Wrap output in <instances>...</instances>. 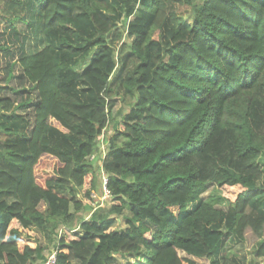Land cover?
Returning <instances> with one entry per match:
<instances>
[{
  "label": "trees",
  "instance_id": "trees-1",
  "mask_svg": "<svg viewBox=\"0 0 264 264\" xmlns=\"http://www.w3.org/2000/svg\"><path fill=\"white\" fill-rule=\"evenodd\" d=\"M171 1L4 4L6 80L28 87L0 85V264H45L31 230L57 264H257L229 247L249 231L264 263V0H184L191 19ZM116 87L133 104L103 160L110 206L81 217Z\"/></svg>",
  "mask_w": 264,
  "mask_h": 264
},
{
  "label": "rangeland",
  "instance_id": "rangeland-1",
  "mask_svg": "<svg viewBox=\"0 0 264 264\" xmlns=\"http://www.w3.org/2000/svg\"><path fill=\"white\" fill-rule=\"evenodd\" d=\"M8 0H0V46L1 45H7L9 47L8 51H5L3 49H0V85L1 86H10L14 87L17 89H21L22 87H25V84H20L17 80H13L12 82H7L6 74H7V69H8V64L10 62L16 61L17 58L19 57L18 53V48L20 46L21 41L16 40L14 36L10 34V28L8 27V22L6 21L5 18H2L1 15H5L3 9H4V4ZM173 5L175 6V10L180 13V15H183L186 18L191 19V10L188 8V6L184 3V0H172ZM131 18H123V20L120 23V26L123 28H127L129 23H130ZM24 28L20 22L16 23V29L19 33H22L24 35ZM127 40V38H126ZM14 56H10L11 54ZM10 54V55H9ZM87 64H84L86 66ZM18 70H15L16 75L18 74ZM26 86L25 88H27ZM116 92L114 93L113 97L110 98V103L112 104V109H111V117L112 120L108 124V126L104 129L103 133L98 136L96 143H97V152L90 158L91 159V164L93 165L95 171H96V176H97V188L91 193V199L90 201H86V190L89 189L88 185L86 188L80 190L77 195V200H82L85 201V204L89 206L88 209L82 211L79 213V216L89 218L91 213L93 211L101 210V211H106L108 207L110 206V200L111 197H109L104 189V184L107 179L106 173L103 171V160L105 156L108 153L109 150V140L110 138L114 135L115 132V125L121 120V118L130 110L133 104V100L130 99L129 97L123 96L122 92L117 90L116 87ZM5 96H10V97H15V93L11 91H6L4 93ZM52 124L59 126L57 122L51 121ZM42 165H39L38 167V173H40L42 176L47 174V171L50 174H53V171L55 169L56 164L53 161H48L44 160L42 161ZM47 169V170H44ZM46 171V172H45ZM51 171V172H49ZM44 174V175H43ZM219 190L216 189L215 186L210 185L208 188V191L203 194L204 198L209 197L211 194L218 193ZM46 208L45 204L40 205V209L44 211ZM91 208V210H90ZM103 213V212H102ZM18 225L16 221L12 222V226ZM115 227L119 226H125V221L123 218H118V221L114 224ZM64 234V228L61 227L59 230V235L61 236ZM30 237V238H28ZM257 241V238L249 231L246 236V241L245 243L241 244H233L230 243L229 247L233 248V250L240 254L244 255L247 257L248 261H253L254 263L257 264H264L262 259H255L253 255H251V250L253 248L254 243ZM39 243L45 248L44 252V257L45 259L47 256L50 254V252L55 249L54 246L49 242V240L41 233H39L37 230H31L25 232V235L20 241V245L23 246L24 244H32L35 245ZM199 264H208L209 262L207 260H197ZM38 264H41L39 262ZM114 264H128V258L120 255H116V260Z\"/></svg>",
  "mask_w": 264,
  "mask_h": 264
},
{
  "label": "built area",
  "instance_id": "built-area-1",
  "mask_svg": "<svg viewBox=\"0 0 264 264\" xmlns=\"http://www.w3.org/2000/svg\"><path fill=\"white\" fill-rule=\"evenodd\" d=\"M106 184H107V179H106L105 184H104V189H105L106 194L109 197H111L110 191L107 189ZM45 264H57V250L56 249H53L50 252V254L47 256Z\"/></svg>",
  "mask_w": 264,
  "mask_h": 264
}]
</instances>
